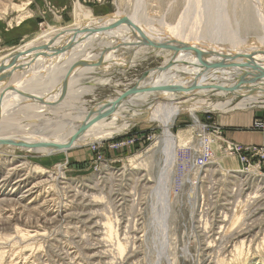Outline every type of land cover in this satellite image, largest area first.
<instances>
[{"label": "rangeland", "instance_id": "374dc122", "mask_svg": "<svg viewBox=\"0 0 264 264\" xmlns=\"http://www.w3.org/2000/svg\"><path fill=\"white\" fill-rule=\"evenodd\" d=\"M79 5L92 17L120 11L146 29L199 37L195 41H212L219 48L264 50V0H0V60L17 47L84 22ZM161 44L138 52L134 65L109 68L107 83L82 79L75 88L90 90L80 95L64 91L58 74L49 72L53 67L47 57L36 56L34 81L20 87L34 97L29 101L44 106L37 127L64 133L81 108L136 90L163 62ZM132 51L130 44L115 54L128 59ZM7 95L0 103V126L12 132L14 123L25 121L18 109L26 99L12 90ZM226 96L231 100L224 110L202 107L196 120L187 111L175 117L174 161L158 186L166 149L155 120H139L97 142H79L52 154L0 151V264H235L230 260L240 252L244 259L236 264H264V140L228 138L242 132L264 135V127H258L264 124V95L244 107L237 104L241 95L231 98L229 93L210 95L207 101L224 103ZM232 144L239 145L235 151ZM9 161L29 166L18 169L27 180L12 195L19 176L8 173ZM35 165L50 173H33ZM33 183L38 184L33 193L20 198ZM237 205L243 214L228 228ZM108 217L112 240L105 235ZM116 239L125 244L122 256ZM92 254L101 261L89 260Z\"/></svg>", "mask_w": 264, "mask_h": 264}, {"label": "bare ground", "instance_id": "6f19581e", "mask_svg": "<svg viewBox=\"0 0 264 264\" xmlns=\"http://www.w3.org/2000/svg\"><path fill=\"white\" fill-rule=\"evenodd\" d=\"M79 6V12L81 11L86 18L84 22L72 23V25L70 24L61 29V31H56L55 35L48 39H42L41 41L43 42L35 40L26 43L24 46L17 47L12 53L0 60V64H4L0 69V103L3 104L1 100H6L8 97L7 92L10 90L20 95L21 99H26V103L18 109V111H23L26 114L24 116L25 121L14 123L11 130H15L12 132L0 126L1 152L9 149L12 151L21 150L41 153L43 155L52 154L71 149V147L79 142L84 144L97 142L119 133L133 122L139 120H155L162 126V142L166 149L165 167L162 177L157 181L158 186L161 179L170 171V165L174 161L173 154L178 136L171 131V126L179 113L187 111L196 120L195 112L202 107H211L213 109H220V111L221 109L224 110L231 99L226 96L228 100L226 98V101H223L224 103H208L207 97L213 94L225 96L229 93V95H232L231 98L241 95L243 99L237 104L242 107L247 106L248 103L256 101L258 97L264 95V57L259 55V53H264V50L257 49L254 52L244 53L240 52L241 50L237 51L233 48H219L212 41H208L207 44L202 43V39L199 40L200 42L195 41L196 39H200L199 37L186 36L184 38L181 34L170 35L164 29L155 30L154 28L152 30L148 29V27L146 29L144 25L141 26L134 23L130 17H124L120 11L112 15L97 18L92 17L90 12L84 10L81 5ZM122 19L125 20L122 21ZM113 25L114 28H111ZM130 25L134 26L135 29H142L146 41L143 42V39L140 41L138 38L131 40ZM104 27L107 28L106 31L82 32L84 28L102 29ZM161 38L165 42L162 45V50L165 52L163 62L151 72L148 79L140 84L134 92L125 96L118 94L119 96L116 97H108L97 102L92 108L91 106L90 108H81L77 116H75V123L71 127L68 126L69 128L67 127L66 131L63 128L61 129L65 131L64 133H47V130L41 127V125L37 127L38 116L45 111L44 106L39 105L40 103L38 102L36 104L34 101H29L34 97L29 92L22 90L21 87L27 82L32 83L34 81V76H36L35 66L36 62H38L36 56H39L44 49L42 46L49 47L47 53L43 52V55L49 60L48 64L53 67L49 72L52 74L56 72L55 74H58V82L61 83L62 89L64 91H75L77 95H80L83 91L90 90L88 88L84 89L85 85L75 88L76 84L82 79L91 78L94 83H96L95 81L98 84L107 83L110 80L108 75L112 70L108 72L109 68L134 65L138 52L146 47H153L157 43H160ZM130 44L133 45L134 50L132 51L131 58L124 59L115 54L119 46H128ZM169 46L172 50L169 49ZM110 47L112 48L108 50ZM56 48L59 49V52L53 56H49L48 54H51L49 52H53V49ZM96 50L98 52H95ZM15 53H19V55L15 57ZM13 56L14 59L11 60L10 57ZM240 57L246 58L247 64L240 63ZM77 61H80V64L74 66L71 72L67 74L71 65ZM99 61L100 64H96ZM85 63L87 65H84ZM89 63L96 65L90 66ZM17 72L20 73L18 74ZM50 73L48 76L51 78L52 75ZM51 83L53 82L51 81ZM37 100L43 101L40 97L36 96ZM4 140H12L17 145L13 144L9 146L1 143ZM8 163L6 166L9 165L11 167L8 169V173L10 175L16 174L17 177L19 176L9 193L12 195L27 180L26 176H21L18 173V169L28 165L25 161L17 164L13 162ZM32 172L41 175H48L50 173L48 170L37 165L33 166ZM43 182H45V179ZM37 183L25 187L24 194L22 193L20 198L31 195L34 188L38 186ZM259 191L261 192V190ZM258 196L260 197V195ZM1 201L3 200L1 199ZM242 214L240 205H237L232 211L228 228L235 226ZM225 218L226 215L223 219L216 221H223ZM220 223L222 224V222ZM106 224L105 235L111 239L113 227L109 217L106 219ZM220 227L223 228L224 225ZM208 230L209 235H211L210 237H213L214 231L212 230L214 229L212 226H209ZM205 231L206 227L204 228ZM220 234L222 237L219 236V238H223V235L226 234V229L221 230ZM30 236L32 237V235ZM22 240L25 239H21L20 241ZM115 241H117L115 242L117 252L119 250L120 253L118 252V254L122 256L125 244L120 239H116ZM69 255L71 256V254ZM242 255L241 252L238 253L237 257L231 258L230 262L239 263L244 259V255ZM98 258L93 254L88 256V259L93 262L97 260L101 261ZM117 258L120 259L119 262L121 263V257Z\"/></svg>", "mask_w": 264, "mask_h": 264}, {"label": "water", "instance_id": "95a60500", "mask_svg": "<svg viewBox=\"0 0 264 264\" xmlns=\"http://www.w3.org/2000/svg\"><path fill=\"white\" fill-rule=\"evenodd\" d=\"M125 19H122V21H124ZM130 24V23H129ZM130 27H131V36H133V37H135V38H138L140 41L142 40L143 42L144 41H146V39H144V33H143V31L142 30H139V29H135L134 28V26H132V25H130ZM111 28H114V25L113 26H111ZM101 30H107V28L106 27H104V28H102V29H96V28H89V29H86V28H84L83 30H82V32H86V33H92V32H95V31H101ZM159 44H161V43H157V45H159ZM161 46H162V44H161ZM42 48H44L43 50H42V52L40 53V54H44V53H47V49L49 48V47H47V46H45V47H43L42 46ZM61 48V47H60ZM41 49V48H40ZM44 52V53H43ZM59 52V49L58 48H56V49H53V52H49V53H51V54H48L49 56H53L54 54H56V53H58ZM38 54V53H37ZM19 55V53L17 54V53H15V57L16 56H18ZM259 55H261L262 57H264V53H259ZM250 58H252V57H250ZM10 59L12 60V59H14V56L13 57H10ZM80 61H77V62H75V63H73V65H71V67H70V69L68 70V72H67V74H69V72H71V70L74 68V66H76L77 64H80L79 63ZM239 62L240 63H242V64H247V60H246V58H242V57H240V59H239ZM96 64H100V61L98 62V63H96ZM96 64H92V63H89V65L90 66H93V65H96ZM4 64H0V69L2 68V66H3ZM84 65H87L86 63L84 64ZM133 89L134 88H132V89H130L128 92H126V93H124L123 95L125 96L126 94H129V93H131V92H134L133 91ZM1 143H3V144H6V145H13V144H16L14 141H12V140H4V141H1ZM17 145V144H16ZM18 145H21V144H18Z\"/></svg>", "mask_w": 264, "mask_h": 264}, {"label": "crops", "instance_id": "0c3cea01", "mask_svg": "<svg viewBox=\"0 0 264 264\" xmlns=\"http://www.w3.org/2000/svg\"><path fill=\"white\" fill-rule=\"evenodd\" d=\"M228 138L235 139L240 142L249 143L251 141L256 143H261L264 140L263 134H249V133H234V134H228Z\"/></svg>", "mask_w": 264, "mask_h": 264}, {"label": "built area", "instance_id": "2783aa9c", "mask_svg": "<svg viewBox=\"0 0 264 264\" xmlns=\"http://www.w3.org/2000/svg\"><path fill=\"white\" fill-rule=\"evenodd\" d=\"M258 125H259L258 127H261V126L264 127V124H262V123H259ZM234 144H232V149L235 151L236 149L233 146H235L237 148L239 145H234ZM260 151H261V149H260ZM202 158H205L204 154L202 155Z\"/></svg>", "mask_w": 264, "mask_h": 264}]
</instances>
